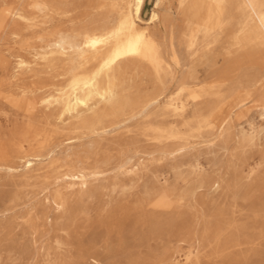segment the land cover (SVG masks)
Listing matches in <instances>:
<instances>
[{
  "label": "rangeland",
  "instance_id": "374dc122",
  "mask_svg": "<svg viewBox=\"0 0 264 264\" xmlns=\"http://www.w3.org/2000/svg\"><path fill=\"white\" fill-rule=\"evenodd\" d=\"M200 1L0 0V264H264V28ZM129 30L158 58L68 111Z\"/></svg>",
  "mask_w": 264,
  "mask_h": 264
},
{
  "label": "bare ground",
  "instance_id": "6f19581e",
  "mask_svg": "<svg viewBox=\"0 0 264 264\" xmlns=\"http://www.w3.org/2000/svg\"><path fill=\"white\" fill-rule=\"evenodd\" d=\"M132 1L135 5V13L139 17L145 0ZM234 1L237 2L238 6L246 10L250 15L258 16L260 23L264 28V13L262 10L264 6V0H206L204 2L200 1L194 4L197 13L203 14V18L201 19V21H199L200 24L202 22L205 27L210 28L215 22L221 19L225 6ZM155 14L156 13H154L153 18L151 19H155ZM125 23L128 29H130V27L132 28L134 22L131 19L130 14L126 16ZM101 41L102 39L99 38L90 39L91 46L94 48ZM116 43H119V41L117 40ZM124 43L125 44L122 47H115L109 49L108 56L106 57V59L103 60V64L98 71H95L93 73H87L83 76H80L78 74L74 75L70 83V88L75 95L72 100H68L66 102V109L68 111L74 109V107L77 105H87L89 101L96 95L100 96L103 99H109L115 95V92L110 82L111 74L108 71L110 65L115 60H117L118 57L127 53H137L149 57L151 60H156L158 58V52L155 43L152 40H149V38L144 36V34L142 33L133 35L132 31L129 30L128 37L126 38ZM52 45L58 47V49L61 48L63 51V49H66L68 47L73 49L78 48L80 46V42L77 38L73 36L60 35L52 43ZM103 69L107 70L108 78V82L104 85H102L101 80Z\"/></svg>",
  "mask_w": 264,
  "mask_h": 264
}]
</instances>
